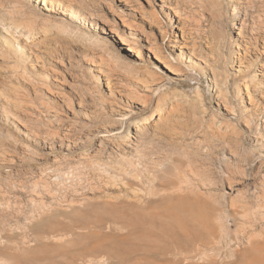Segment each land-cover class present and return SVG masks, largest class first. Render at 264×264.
I'll return each mask as SVG.
<instances>
[{
    "label": "rangeland",
    "instance_id": "374dc122",
    "mask_svg": "<svg viewBox=\"0 0 264 264\" xmlns=\"http://www.w3.org/2000/svg\"><path fill=\"white\" fill-rule=\"evenodd\" d=\"M149 1L193 56L133 1L122 26L119 0H72L76 21L0 0V264H264L249 245L264 211V0ZM26 23L30 49L3 42ZM113 24L138 36L141 60ZM152 33L175 70L144 49ZM15 65L29 76L18 90ZM148 71L163 80L149 91Z\"/></svg>",
    "mask_w": 264,
    "mask_h": 264
},
{
    "label": "bare ground",
    "instance_id": "6f19581e",
    "mask_svg": "<svg viewBox=\"0 0 264 264\" xmlns=\"http://www.w3.org/2000/svg\"><path fill=\"white\" fill-rule=\"evenodd\" d=\"M26 1L27 2L34 1V7L36 9H38L39 12H42V13L48 15L49 17H53L54 18V17H57V16H61V17H64V18H68L69 20H74V21L79 20L80 13L75 8V6H73V4H72L73 2H71L72 0H26ZM132 1L137 5L134 8H136V10L140 13V15H143L145 13L148 15L149 20L151 21L152 25L154 24V26H156V28L158 30L159 38L161 40L164 39V38H168L167 41L169 43H172V46L178 48L179 50L182 49V48H186L187 51L189 52L188 55H191V56L194 55L193 49H189L190 47L184 41V36H183L184 32L182 30L180 31L181 32V35H180L181 36V40H183L181 43L178 41V38H179L178 35H176V34L173 35V33L171 32L172 35L168 36V31L164 28L163 23H162V21L160 19L159 14L156 12L155 9H153L152 4H151V2L149 0H146L145 1L147 7L149 8V10H147V11H146V8H145L144 3L142 1H140V0H119V3L123 4V6L121 7V11L119 13L118 12L116 13V12L112 11V14L115 13L116 17L119 18L122 26H130V25H132V24H130L131 22L130 23L127 22V19H128L127 18V14H128L127 11H129V10H127V9L125 10V8H124L128 4H130ZM170 9H171V7H170ZM164 15H165L167 21L170 23L171 22V18L168 16V12L166 14H164ZM84 20H85L84 23L82 22L81 24L86 25V26H89V27L94 26L95 30H96V28H98L97 27L98 25H97V23L95 21H93V18H92V20L91 19L90 20L89 19L87 20V18H84ZM11 23H12V21H11ZM33 24L32 23H26V24L23 25V29L25 31H27V34H26L27 36H25V37L24 36H21L20 34L17 35V32L16 31H12L9 28H8V30H5L4 29L5 31L4 30L3 31H4L5 35L4 36L2 35L3 36V40H4L3 42L9 44V46L13 47L16 51L24 52L26 49L29 48V43H31V45H32V43L36 42V38L34 37L36 30H35V26ZM105 24H107V22ZM109 26H107V27H109V32H111L112 34H114L115 38L122 45H125L126 46L127 51L130 52V53H132L133 54V57L136 60H141L142 59V49H141L140 45L138 44V40H137V37L138 36L136 34L132 33L130 30H127V31H124V32H119L118 29H117V27L114 24L113 25H109ZM13 27L14 28H18V27H22V25L20 23H14ZM128 28H130V27H128ZM99 31L103 34V33H105V28L103 26H100L99 27ZM150 35H152V38L146 37V39L143 41V42H145L144 49L148 53L152 54L153 59L157 63H160L164 68H166V70H168V71L175 70L174 69V65H173L172 61L170 60V58L167 55H165V53H163L161 47H159L158 45H156L157 44V40L159 38L158 37H154L153 36L154 35L153 33L150 34ZM261 54L264 57V51L261 52ZM184 58L186 59V62H188V63L191 62V58L187 57L186 54L184 55L180 51V53H179V59L182 61ZM6 59H7V57H6ZM84 61H87V60L85 59ZM104 61L105 60H103V58L100 55L99 56H91L90 58H88V62L91 65H93V66L96 65V67H97V70L96 71L99 72L100 74H102L105 71L104 68H103V66L106 65ZM114 61L119 64V61L118 60L114 59ZM10 71L12 73V78L17 79V81H18V82H14V83L11 81V85L13 86V88L15 90H18L19 89V85H18L19 82L20 83L21 82L24 83V82H26V81L29 80L28 74L24 70L20 69V67H17L16 65L14 67H12L10 69ZM55 71H54V74L57 73V71L56 72ZM58 74H61V73H58ZM146 77H148V82L149 83L146 82V86H144V88H145V90H148V91L151 89V86L152 85L156 86V82L158 83L159 81L161 82V80H162V77L156 71L155 72L154 71H148L146 73ZM255 77H256V75L253 74V76H252V78H253L252 79V85H251L253 88L260 86L258 84H257L258 86L256 85V83H255ZM96 79L99 80L100 78H96ZM107 80H108V78H106V81ZM108 81H110V80H108ZM251 86H247L246 85L244 87L245 88V91H246L247 98L249 100L251 99V97H250ZM129 91H128V93L132 97H134V99L135 98H138L140 100L143 99L142 100L143 101L142 103H146V101H147V96L146 95H143V96L141 94L140 95H137L138 93L136 94L134 92H129ZM238 95H239V92H238ZM164 98H165V96L162 95V96H160L157 99V103H156L157 108H159L162 105L161 103L164 101ZM199 98L200 97L197 96V99L200 101L201 98L200 99ZM28 103H29L28 100L24 99L23 97H20V98L17 97V99H14L13 101H11V104H13L14 106H17V107L18 106L20 107V105L21 106L22 105H24V106L25 105H28ZM198 104H199V102H198ZM200 105H202V104H200ZM262 128L264 129V121L262 122ZM220 129L221 128L216 129V133L219 132ZM254 220H255V223L254 224L257 223L259 225V228H260L259 233H256L255 232L256 234H258L257 236L259 237V240H257L256 242L250 243L249 245H250V247H252V250L254 251V254L255 255H258V256H261L262 258H264V211L258 213L254 217ZM250 235L253 236L252 234H250ZM255 236H253V237L255 238ZM241 255H242V253H237L236 254V256H241ZM230 256H232V254H230Z\"/></svg>",
    "mask_w": 264,
    "mask_h": 264
}]
</instances>
